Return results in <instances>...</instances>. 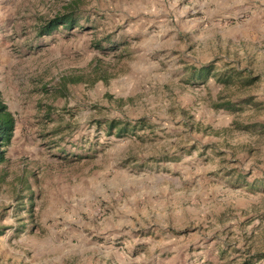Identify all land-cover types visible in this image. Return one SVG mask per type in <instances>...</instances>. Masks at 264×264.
Segmentation results:
<instances>
[{
    "label": "rangeland",
    "instance_id": "rangeland-1",
    "mask_svg": "<svg viewBox=\"0 0 264 264\" xmlns=\"http://www.w3.org/2000/svg\"><path fill=\"white\" fill-rule=\"evenodd\" d=\"M0 91V264H264V0H0Z\"/></svg>",
    "mask_w": 264,
    "mask_h": 264
},
{
    "label": "trees",
    "instance_id": "trees-1",
    "mask_svg": "<svg viewBox=\"0 0 264 264\" xmlns=\"http://www.w3.org/2000/svg\"><path fill=\"white\" fill-rule=\"evenodd\" d=\"M74 7V5H72ZM65 12L63 13H56L52 18L44 21L42 24L38 26L37 33L39 35H49L54 30H57L59 27L65 28V29H71L75 27L76 18L74 15V9L69 10V8H65ZM212 68L210 65H204L199 68H193L191 70L190 77L194 81H205L207 78L210 77L212 73ZM232 80L231 75H225L219 78V82L222 84H228ZM71 81H81V78H77L76 80L71 79ZM251 79H247V82L249 83ZM65 83H67L65 81ZM64 83V86L66 85ZM66 87V86H65ZM65 87L63 89H65ZM61 88V89H62ZM217 107L230 109L232 108V104L230 101H221L217 104ZM16 127V119L13 114V112L9 109L7 103L3 99L2 93L0 91V166L4 165L9 161V158L7 156V149L10 146L14 131ZM107 131L116 130V133L118 135H122L124 131H126V126L122 124L121 122H118L116 120H111L106 125Z\"/></svg>",
    "mask_w": 264,
    "mask_h": 264
},
{
    "label": "crops",
    "instance_id": "crops-1",
    "mask_svg": "<svg viewBox=\"0 0 264 264\" xmlns=\"http://www.w3.org/2000/svg\"><path fill=\"white\" fill-rule=\"evenodd\" d=\"M131 186V184H129Z\"/></svg>",
    "mask_w": 264,
    "mask_h": 264
}]
</instances>
